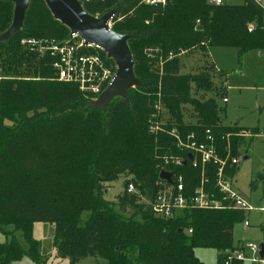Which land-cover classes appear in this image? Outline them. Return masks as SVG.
I'll use <instances>...</instances> for the list:
<instances>
[{"label": "trees", "instance_id": "1", "mask_svg": "<svg viewBox=\"0 0 264 264\" xmlns=\"http://www.w3.org/2000/svg\"><path fill=\"white\" fill-rule=\"evenodd\" d=\"M139 2L83 3L92 15L120 9L127 16L113 29L134 35L129 45L135 74L143 84L131 89L128 97L116 98L106 109L92 108V97L77 84L55 78L48 56L22 45L23 38L64 40L69 36L68 27L54 18L44 0H31L24 27L12 38L0 41V228L12 224L28 243L25 249L14 234L0 242V264H10L27 255L33 264H44L38 254V241L33 238L35 222L54 226L57 258H67L69 264H78L89 256L105 258L109 264H205L194 253L197 247L219 250L220 264H225L227 253L241 248L233 231L247 217L243 210L185 209L165 217L156 215L149 202L160 188L163 156H187L176 147L172 130L183 139L195 132L202 140L210 128L220 154L225 156L227 140L222 136L241 129L238 125L220 124L214 99L192 96L193 85L205 90L212 88V83L204 72L180 73V51L200 48L207 52L213 46H227L236 48L241 55L253 48L263 49L264 10L255 0L221 5L209 0H169L165 7H148ZM13 9L12 2L0 0V33L11 24ZM155 56L159 62L150 67L148 62ZM109 62L114 63L111 59ZM81 102L84 109H71ZM159 102L166 105L176 122L152 131L151 120L159 113ZM185 103L195 107L197 123L183 120ZM78 115L83 118L79 122L85 130L80 134H84V154L78 164L83 166L84 193L61 180L48 185L34 179L30 189L27 179L31 181V176L25 179L16 174L18 158L30 152L32 146L34 149L47 132L51 140L58 137L57 133L52 135L57 125H53L55 118L75 123ZM243 142L244 138H232V157H236ZM168 168L183 174L189 191L200 183L201 169L190 161ZM209 168L213 183L215 167ZM225 171L233 175L236 165H227ZM118 176L127 177L124 191L113 201L103 199L101 183ZM149 176L157 181L156 185L147 180ZM129 183L135 185V192L128 193ZM84 211H90V215L81 224ZM231 264L252 263L233 259Z\"/></svg>", "mask_w": 264, "mask_h": 264}, {"label": "rangeland", "instance_id": "2", "mask_svg": "<svg viewBox=\"0 0 264 264\" xmlns=\"http://www.w3.org/2000/svg\"><path fill=\"white\" fill-rule=\"evenodd\" d=\"M169 0L167 1V3ZM167 3L160 7H165ZM226 4H243L244 0H224ZM157 56L151 59L149 66L158 64ZM209 75L212 88L197 90L192 86V96L204 100L214 99L220 124L224 127L238 125L244 130L254 131L251 139L245 140L236 155L235 174L231 177L234 186L243 193L254 205L255 210L248 213L246 219L235 225L234 239L239 246L248 243L264 242V218L259 210L264 205V142L256 135V132L264 131V48H253L241 55L234 47L213 46L207 52L200 48L188 51H180V73H201ZM227 102H224V98ZM83 103L72 106L75 112L84 109ZM159 113L151 120L152 131L157 130V125H167L176 122V118L170 113L166 105L158 103ZM72 110V111H73ZM49 116L52 113H47ZM182 117L186 123H197L199 118L195 107L191 103H185L182 108ZM78 119V120H77ZM74 122L54 119L55 129L52 135L57 133V138L51 140L47 132L35 148L23 154L17 160L18 177L31 176L27 179L29 188H32L34 179L44 180L48 185H55L59 180L69 184L76 191L84 193V185L81 184L82 167L78 166L83 160L82 146L84 143L85 130L81 127L83 118L78 115ZM80 121V122H79ZM74 125L72 126V124ZM49 129V128H48ZM256 135V136H255ZM147 180L154 183L152 177ZM127 177L118 176L112 180L101 183L103 199L113 201L115 196L124 191ZM255 182V186L252 183ZM157 184V181L154 183ZM115 210L118 207L115 206ZM90 211L82 213L81 224L88 219ZM130 216V214H127ZM137 219H141L140 216ZM3 229V231H2ZM0 228V242H5L14 234L25 249L28 243L21 231L14 230V226L3 225ZM54 226L45 222L33 224V238L38 241V254L44 264H69L67 258H57V251L53 245ZM246 252H249L246 249ZM195 255L205 264H220L221 253L215 248L197 247ZM10 264H33L30 256H24L20 260L12 261ZM78 264H109L107 259L100 257H85Z\"/></svg>", "mask_w": 264, "mask_h": 264}, {"label": "built area", "instance_id": "3", "mask_svg": "<svg viewBox=\"0 0 264 264\" xmlns=\"http://www.w3.org/2000/svg\"><path fill=\"white\" fill-rule=\"evenodd\" d=\"M104 2L106 0H80L81 4L86 2ZM168 0H140L141 5L148 7H160ZM210 3L221 5L224 0H209ZM264 10V0H255ZM113 15L109 20L110 27L123 20L127 14L120 13ZM132 13V11H130ZM96 14L95 16H102ZM252 26L249 27L251 31ZM22 45L26 49L35 50L41 56H48L50 64L55 70V78L59 81L75 83L79 89L90 95L92 100L96 99L111 83L116 73L115 63H110L107 54L94 44H85L77 32L69 30L68 38L64 40L50 38H23ZM91 51L90 49H93ZM104 52L105 56L101 54ZM113 61V60H112ZM114 62V61H113ZM0 76V80H1ZM224 102L227 98L223 99ZM157 125V130L159 129ZM177 139L176 147L187 152L186 158L181 155L170 153L162 158V170L173 173V183L161 179L156 197L149 202L153 212L159 216L170 217L185 209H241L246 215L255 210L254 205L239 191L231 180L233 175L227 173L225 168L238 164V159L231 156L232 138L251 139L255 132L240 129L238 132L227 133L222 136L227 140L226 155L222 156L217 145V139L213 131L205 130L204 139L200 140L195 132L183 139L176 130H172ZM256 135L264 142V131H257ZM255 135V136H256ZM192 154V159L189 158ZM185 161V162H184ZM190 161L194 167L200 168L202 177L200 183L192 190L185 187L183 174L175 173L168 167H178ZM210 165L215 167L214 182L211 183L209 176ZM160 171V172H161ZM128 193L136 191L133 183L128 184ZM264 218V205L259 208ZM190 232L192 230H189ZM264 243V242H261ZM250 242L234 251L227 253L225 264H231L233 259L245 263L264 264V256H260V244ZM248 249L249 252H246Z\"/></svg>", "mask_w": 264, "mask_h": 264}, {"label": "water", "instance_id": "4", "mask_svg": "<svg viewBox=\"0 0 264 264\" xmlns=\"http://www.w3.org/2000/svg\"><path fill=\"white\" fill-rule=\"evenodd\" d=\"M13 3V19L9 27L0 33V41L12 38L24 27L26 13L31 0H8ZM55 19L71 32H77L85 44L100 47L107 57L114 61L116 73L109 86L91 102V107L102 110L109 107L116 98H126L129 91L141 86L142 81L135 74V61L129 45L134 38L131 33H120L109 25L111 17L118 13L115 8L102 16L88 13L80 0H44ZM193 155L189 154L192 159ZM264 176V168L262 171ZM173 173L162 170L160 178L173 183ZM183 232V229H180ZM260 256H264V243L260 244Z\"/></svg>", "mask_w": 264, "mask_h": 264}, {"label": "crops", "instance_id": "5", "mask_svg": "<svg viewBox=\"0 0 264 264\" xmlns=\"http://www.w3.org/2000/svg\"><path fill=\"white\" fill-rule=\"evenodd\" d=\"M225 98H226V97H225ZM227 101H228V100H227ZM227 101H226V102H227ZM241 129H242V128H241Z\"/></svg>", "mask_w": 264, "mask_h": 264}]
</instances>
